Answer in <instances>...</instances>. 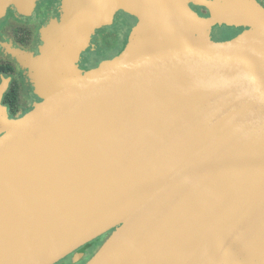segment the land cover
Returning <instances> with one entry per match:
<instances>
[{"label":"water","instance_id":"1","mask_svg":"<svg viewBox=\"0 0 264 264\" xmlns=\"http://www.w3.org/2000/svg\"><path fill=\"white\" fill-rule=\"evenodd\" d=\"M8 1L34 0L0 11ZM71 1L42 71L111 24L113 0ZM124 1L140 34L129 50L0 127V264L76 263L111 229L86 264H242L264 233V5ZM190 4L255 28L151 49L175 16L196 18Z\"/></svg>","mask_w":264,"mask_h":264},{"label":"flooded vegetation","instance_id":"2","mask_svg":"<svg viewBox=\"0 0 264 264\" xmlns=\"http://www.w3.org/2000/svg\"><path fill=\"white\" fill-rule=\"evenodd\" d=\"M256 2L261 6L264 5V0H256ZM188 7L196 16L208 15V11L203 8H197L191 4ZM58 13V0H34L26 9H20L17 1H8L2 5L0 11V127L6 119L12 121L22 117L41 101L40 96L44 90L38 85L37 76L42 72V64L48 54L46 41L56 35L59 30ZM53 23H55L54 28ZM49 24L50 28L43 32V27ZM232 28L241 32L245 27L232 26ZM220 30L223 32L218 31L215 35L222 37L227 35L225 28ZM86 52L87 44L83 51H80V57L73 65L76 69L73 68L72 72L84 74L89 71L93 63L97 66L108 60L99 59L96 56H85ZM116 56L115 54L109 60ZM85 58L88 59L87 62H84ZM19 61H23L24 66L19 64ZM72 259L73 254L71 262Z\"/></svg>","mask_w":264,"mask_h":264},{"label":"rangeland","instance_id":"3","mask_svg":"<svg viewBox=\"0 0 264 264\" xmlns=\"http://www.w3.org/2000/svg\"><path fill=\"white\" fill-rule=\"evenodd\" d=\"M113 3V9L111 11V24L97 26L95 30H93L89 35V37H87L84 42L82 41L83 43L79 49L68 51L64 55L61 63L57 67L55 66L53 68L51 75H49V73L44 70L38 74L37 82L38 85L44 90V93L51 92V90L63 80H71L82 76V73L76 74L74 71L73 73L72 70L75 68L73 65L76 64L78 57H80V51H83V48L86 44L87 54H85V56H96L99 59L103 58L109 60L110 57L114 56L121 50H129L131 45L140 38V34L135 31L137 18L131 11L128 10L127 3L124 0H113ZM71 4H73L71 0H58L59 29H61L63 22L66 20L64 18H66L68 13H70V11L73 9ZM252 16L257 18L256 14ZM176 19L177 17L175 16V22L163 27V29L156 35L155 39L151 43V49H165L187 43L199 44L203 46H209V44L211 46H218L237 40L238 38L245 37V34L252 31L251 29H254L252 27H255L253 25L239 23L237 21V23H235L237 26H243L245 28L233 36H230L231 34L229 33H225L227 35L222 37L221 35H215V33L218 31L223 32L220 30L221 28L226 29L230 26L232 27V20H220V22L216 24L209 23V14L202 17L196 16L195 19L187 18L188 23L185 20ZM54 27L55 23H53V28ZM49 28L50 24L48 26L45 25L43 27V32H46ZM206 36L209 39V43L205 42ZM87 60L88 59L85 58L84 62H87ZM18 63L22 66L25 64L23 61H19ZM44 63L45 60L43 61V64ZM95 66L96 64L93 63L89 70L95 69L99 65L96 67ZM256 240L255 250L242 264L248 263L250 261L251 264H264V233Z\"/></svg>","mask_w":264,"mask_h":264},{"label":"trees","instance_id":"4","mask_svg":"<svg viewBox=\"0 0 264 264\" xmlns=\"http://www.w3.org/2000/svg\"><path fill=\"white\" fill-rule=\"evenodd\" d=\"M225 31H226V33L231 34L230 36H233V35L239 33V30H235L231 26L229 28H226ZM126 50H121L116 55L117 56L121 55L124 52H126ZM112 231H113V229L103 233L102 235H100V236L96 237L95 239H93L91 242H89V243L83 245L81 248H79L78 250H80L83 253V257L78 262L72 263L71 262L72 254H70L69 256H67L64 259L60 260L56 264H65V263H68V264H86L101 249V247L106 242V240L108 239V237L110 236Z\"/></svg>","mask_w":264,"mask_h":264},{"label":"bare ground","instance_id":"5","mask_svg":"<svg viewBox=\"0 0 264 264\" xmlns=\"http://www.w3.org/2000/svg\"><path fill=\"white\" fill-rule=\"evenodd\" d=\"M256 248V242H254L253 245L248 247L238 258V261L243 263L250 255L251 253L255 250ZM90 251V250H89Z\"/></svg>","mask_w":264,"mask_h":264}]
</instances>
